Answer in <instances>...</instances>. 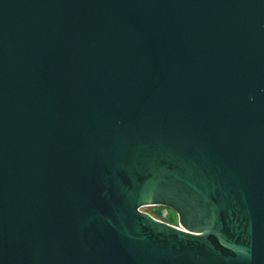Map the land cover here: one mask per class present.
<instances>
[{"label":"water","instance_id":"water-1","mask_svg":"<svg viewBox=\"0 0 264 264\" xmlns=\"http://www.w3.org/2000/svg\"><path fill=\"white\" fill-rule=\"evenodd\" d=\"M0 264H264V0H0Z\"/></svg>","mask_w":264,"mask_h":264},{"label":"rangeland","instance_id":"rangeland-1","mask_svg":"<svg viewBox=\"0 0 264 264\" xmlns=\"http://www.w3.org/2000/svg\"><path fill=\"white\" fill-rule=\"evenodd\" d=\"M141 210L152 214L156 218H163L167 222L172 223L174 225H178L179 223L178 214L172 208H168L165 206H144L141 208ZM163 213L167 214L166 218L161 217Z\"/></svg>","mask_w":264,"mask_h":264},{"label":"built area","instance_id":"built-area-1","mask_svg":"<svg viewBox=\"0 0 264 264\" xmlns=\"http://www.w3.org/2000/svg\"><path fill=\"white\" fill-rule=\"evenodd\" d=\"M152 215V214H151ZM153 216V215H152ZM156 218V217H155ZM157 219H159V220H163V221H166V220H164V219H162V218H157ZM172 224V223H171ZM174 225V224H173ZM175 226H178V225H175Z\"/></svg>","mask_w":264,"mask_h":264}]
</instances>
